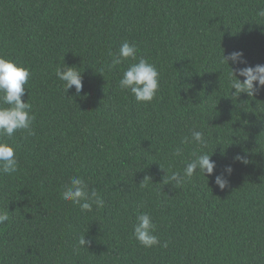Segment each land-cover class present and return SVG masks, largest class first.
Instances as JSON below:
<instances>
[{"label": "trees", "instance_id": "16d2710c", "mask_svg": "<svg viewBox=\"0 0 264 264\" xmlns=\"http://www.w3.org/2000/svg\"><path fill=\"white\" fill-rule=\"evenodd\" d=\"M260 9L264 0H0V55L30 69L22 99L35 115L34 135L0 138L19 161L0 174L10 217L0 264H264V90L232 99L230 66L245 65L222 62L242 50L248 65L264 64ZM124 41L159 72L149 103L119 86L137 61L107 68ZM63 64L82 72L79 95L56 77ZM194 130L205 147L181 145ZM193 151L212 154L214 174L197 170L173 186ZM73 176L102 207L82 212L61 198ZM141 212L167 247L133 237ZM84 235L90 243L78 247Z\"/></svg>", "mask_w": 264, "mask_h": 264}, {"label": "clouds", "instance_id": "9594fccd", "mask_svg": "<svg viewBox=\"0 0 264 264\" xmlns=\"http://www.w3.org/2000/svg\"><path fill=\"white\" fill-rule=\"evenodd\" d=\"M258 15L264 17V9H260ZM137 51L135 43L124 41L118 53L109 52L112 59L107 68L111 70L129 58L137 61L129 64L123 71L119 86L122 90L130 91L137 102L149 103L156 97L159 89V72L156 66L144 57L137 60ZM229 61L233 65L245 66L234 69L229 65ZM222 62L230 66L228 73L230 88L231 90L235 89L234 92L231 91L232 99L233 97L238 98L241 93H246L248 97H256L261 90H264V64L248 65L242 50L233 51L228 55L223 54ZM55 74L63 82L65 92L74 87L77 95L81 93L83 77L78 67L63 64L56 68ZM30 76L31 71L28 67L0 55V138L11 139L18 130H25L30 136L35 134L32 128L35 120L32 105L22 99L25 95V85L28 84ZM239 77H244V79L241 80ZM190 143H195L201 148L205 147L207 143L205 134L199 130L192 131L190 137H185L181 141V145L186 146ZM183 150V147L178 146L172 153L173 157L182 156ZM192 155L194 158L185 163L182 172H173L170 176L169 182H174L173 186H180L197 170L204 175L214 174L216 162L211 159L212 154L193 151ZM234 159L245 164L248 163L246 157L239 154ZM18 170L19 161L14 146L6 139H0V174L12 175ZM232 170L231 165H226L224 172L230 175ZM214 182L220 189H224L228 185L224 173L215 175ZM143 186L141 184V187ZM60 195L64 201L78 206L82 212H91L94 205L96 207L103 206V200L95 188L90 189L86 181L79 176L71 177L69 183L64 185ZM140 207L143 205L141 204ZM9 219L8 211H0V224H4ZM155 231L156 225L151 215L141 212L136 217V223L133 224V237L145 248L167 247L168 242L165 241L161 244ZM89 243L90 241L86 240L84 235L79 238L78 247H88Z\"/></svg>", "mask_w": 264, "mask_h": 264}]
</instances>
